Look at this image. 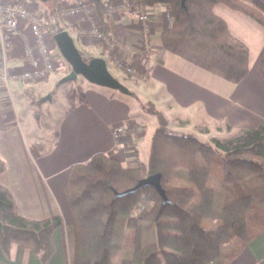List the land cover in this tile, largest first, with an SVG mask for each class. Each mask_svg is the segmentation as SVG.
Wrapping results in <instances>:
<instances>
[{"label":"trees","instance_id":"trees-1","mask_svg":"<svg viewBox=\"0 0 264 264\" xmlns=\"http://www.w3.org/2000/svg\"><path fill=\"white\" fill-rule=\"evenodd\" d=\"M51 1L56 7L45 15L44 27H54L57 34L65 31L58 6L74 0ZM114 1L118 0H92L104 29L105 5ZM136 1L143 7L162 5L169 13L171 24L160 33L164 51L231 84L246 77L248 49L232 36L214 10L225 4L264 29V0H248L259 9L258 14L235 0H185L184 6L181 0ZM260 72L264 79V59ZM30 102L32 106L39 104L36 98ZM147 105L157 127L145 164L126 168L105 154H96L68 170L64 190L73 219L72 264H113L112 255L120 249L113 239L119 217L126 219L135 233L132 258L121 264H229L252 240L264 235V125L213 139L222 153L221 182L225 188L223 206L215 210V193L208 179L217 151L191 136L171 134L163 115L150 102ZM5 126L0 112V131ZM42 149L40 143L30 146L35 158L41 156ZM180 169L186 172V185L175 178ZM4 170L0 159V174ZM151 176L159 177L165 199L152 186L120 196ZM142 202L144 210L134 215ZM141 221L154 223L153 243H141ZM61 226L59 216L43 220L22 217L0 184V248L6 257H10L11 246L18 245L33 253L40 264H47L54 254L52 235Z\"/></svg>","mask_w":264,"mask_h":264},{"label":"crops","instance_id":"crops-1","mask_svg":"<svg viewBox=\"0 0 264 264\" xmlns=\"http://www.w3.org/2000/svg\"><path fill=\"white\" fill-rule=\"evenodd\" d=\"M26 1L32 7L40 8L39 0ZM247 1L234 2L248 8ZM214 11L249 52L248 74L238 84L228 83L162 49L160 33L167 28V11L162 5L146 7L150 33H145L144 25L133 10H121L113 20L107 21L105 35L109 46L77 36L75 31L82 24L79 19H61V23L85 60L101 58L106 65L110 61L114 67L116 59H120L146 76V79L139 80L130 75L135 84L150 82L151 89L162 87V99L181 112L177 117L179 124L185 123L182 115L197 110L200 117L207 116L212 121L209 126L200 127L203 133H210V127L221 133L257 128L264 125V79L260 72L264 59V29L243 12L225 4L217 5ZM49 45L57 50L54 39ZM24 67L20 49L9 53L10 70ZM41 83L27 84L22 91V100L28 94L41 96L40 88L48 84ZM100 88L91 84L84 87L80 95L77 92L75 96L65 97L64 114L49 131L48 137L36 129L30 131L24 127V119L35 110L34 107L20 101L16 104L12 97L10 102H0L6 125L5 130L0 131V159L5 163L0 184L10 193L22 217L43 220L59 216L62 220V226L52 235L54 254L47 264H72L73 219L64 190L69 168L88 162L96 154H105L126 168L137 167L148 160L155 130H147L133 114L127 100L133 95L121 97L117 91ZM10 89L16 91V83L11 84ZM119 127L126 132L114 138L112 131ZM45 129L49 130L51 126L46 125ZM34 143H40L43 148L38 158L30 150ZM124 222L126 228L132 230L126 219ZM132 231L134 247L135 233ZM126 234L130 236L127 231ZM0 264H40V261L33 253L13 245L9 258L0 248ZM229 264H264V235L252 240Z\"/></svg>","mask_w":264,"mask_h":264},{"label":"rangeland","instance_id":"rangeland-1","mask_svg":"<svg viewBox=\"0 0 264 264\" xmlns=\"http://www.w3.org/2000/svg\"><path fill=\"white\" fill-rule=\"evenodd\" d=\"M37 4L40 7L38 9L37 6V11L42 15L43 20H45V15L47 16V14L53 13L56 7V2L51 0L46 2L39 1L37 2ZM247 6L254 13L258 14L260 12L259 9L254 5H252L249 1H247ZM144 8L146 9V7ZM79 53H81L80 55L83 56L82 52ZM251 54L253 55L252 50H251ZM53 55L56 56L57 68L54 70V72L49 78H47L45 81H41L42 83L40 82L43 85L45 83L48 84L47 86H43V88H40L39 92L41 96L38 97L37 95L38 98L33 97L34 94L31 95L28 94L25 95L24 99L22 100L23 88L27 84L29 85L32 84V82L27 83L22 81L20 82L15 81L11 83L9 82L8 84H4L2 81H0V89H1L0 102L3 101L10 102L11 101L10 99L12 97L14 103L16 104L17 101H20L21 103H25L26 106L31 105V107H34L36 111L33 110L27 117H25L23 123L24 127L30 131L36 129V132L38 131V133L40 132L42 135H45L46 137H48V135L51 134L49 131H52L53 129L52 127L56 124V122L59 121L60 116L64 114L62 112L64 111V107L66 105L65 97L75 96L77 92H79L78 94L80 95L84 87L91 85V83L89 84V82L85 80L82 76H77L75 80L62 83L61 80L71 72V67L61 56L58 49L57 50L55 49L53 51ZM107 68L110 74L115 79H117L126 89H128L130 95H133L134 98L127 97V100L129 101L133 114L145 124L147 130L154 131L157 126L155 117L149 114L146 110L148 108L147 102H150L155 107V109L163 115L164 119L166 120L169 132L171 134L177 136L178 135L191 136L193 138L198 139L202 143L213 147L217 151V156L212 163V170H211V175L208 179V186L211 189H213L215 193L213 208L215 210H220L223 206L224 197H225V188L221 182L222 153L216 147L213 138H220V139L227 138L229 136L234 135L235 132L227 133V131L225 130L223 131V133L215 132L213 127H210V133H203L200 127L203 125L209 126V124H211L212 121L207 116L200 117L196 113L197 110L193 112L190 111L189 114H187V116L182 115L184 116L183 121L185 123L179 124L177 122L178 121L177 117L180 115L181 112L175 107H172L171 106L172 103L166 102L162 99L161 97V93L163 92L162 87L157 86L151 89L150 82H139L135 84V80L129 78L130 75L128 74L125 75V73L121 71L115 65V63H114V67H112L110 61H107ZM61 76L62 78L58 79V77ZM137 79L142 80L141 77H138ZM13 83H16V89H17L14 92L11 91L10 89V86ZM2 89H4V91H2ZM100 89L105 90L107 88L101 87ZM107 91L109 92L110 90ZM116 94L120 95L121 97L122 96L126 97L125 95H122L121 92L119 91H117ZM45 96H50V98L46 99L47 101H44L43 98H45ZM30 98L38 99L39 104L37 106H32L30 102ZM46 125L51 126V129L49 130L45 129ZM175 178L180 180L182 182L181 183L182 185L188 184L186 178V172L183 169L177 170L175 172ZM124 221H125L124 218L119 217L116 222L113 239H114V243L120 245V249L114 252L112 255L113 264H121L123 260H129L132 258L133 255V240H134L133 231L128 230L126 228ZM140 224L142 226V234L140 239L141 243L143 245L153 243L156 240V228L154 223L150 221H141ZM125 231H127V233H130L131 237L130 236L128 237L127 234L124 235Z\"/></svg>","mask_w":264,"mask_h":264},{"label":"built area","instance_id":"built-area-1","mask_svg":"<svg viewBox=\"0 0 264 264\" xmlns=\"http://www.w3.org/2000/svg\"><path fill=\"white\" fill-rule=\"evenodd\" d=\"M121 10H133L138 21L144 25L145 33H150L147 25L149 15L146 9L138 6L134 0H118L106 4L104 13L107 21L113 20ZM58 12L63 20L79 19L82 21L75 31L77 36L110 45L92 0L61 2ZM165 18L167 27H169L172 20L168 12ZM55 35L54 27L50 25L44 27L42 15L26 0H0V81L4 84L15 81L33 83L49 78L57 68L56 56L53 55L54 50L49 45ZM17 49L21 50V60L25 67L20 70H10L9 53ZM115 65L125 74L146 79L144 73H141L138 68L127 65L120 59H116ZM124 132H126L125 129L119 127L112 131V136L118 138ZM144 207L145 204L140 203L133 214H141Z\"/></svg>","mask_w":264,"mask_h":264},{"label":"water","instance_id":"water-1","mask_svg":"<svg viewBox=\"0 0 264 264\" xmlns=\"http://www.w3.org/2000/svg\"><path fill=\"white\" fill-rule=\"evenodd\" d=\"M42 2L50 0H39ZM102 1V0H96ZM182 6L185 5V0H181ZM54 42L59 50L61 56L71 67V72L64 77L61 82L66 83L68 81L75 80L77 76H82L89 83L104 87L111 90H116L124 95H130L128 89H126L117 79H115L108 71L106 62L101 58H93L89 61L82 59L77 47L74 44L72 37L67 31H62L54 36ZM50 96L43 98L45 101L49 99ZM152 186L160 194V196L165 199V193L162 190L159 182L158 176H151L146 179L140 180L132 189L127 190L120 196H128L135 194L143 188Z\"/></svg>","mask_w":264,"mask_h":264}]
</instances>
